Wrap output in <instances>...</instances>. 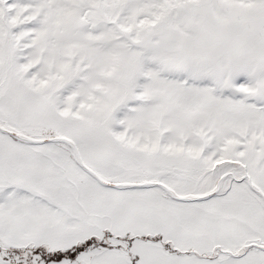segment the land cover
Masks as SVG:
<instances>
[{
	"label": "snow or ice",
	"instance_id": "6c2138e0",
	"mask_svg": "<svg viewBox=\"0 0 264 264\" xmlns=\"http://www.w3.org/2000/svg\"><path fill=\"white\" fill-rule=\"evenodd\" d=\"M0 264H264V0H0Z\"/></svg>",
	"mask_w": 264,
	"mask_h": 264
}]
</instances>
